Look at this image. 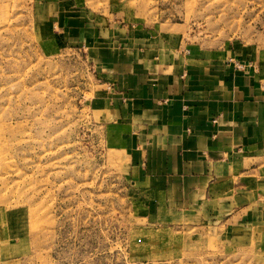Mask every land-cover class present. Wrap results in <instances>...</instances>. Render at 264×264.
Listing matches in <instances>:
<instances>
[{
  "label": "rangeland",
  "instance_id": "obj_1",
  "mask_svg": "<svg viewBox=\"0 0 264 264\" xmlns=\"http://www.w3.org/2000/svg\"><path fill=\"white\" fill-rule=\"evenodd\" d=\"M132 31L264 63V0H0V264H264L137 187L91 47Z\"/></svg>",
  "mask_w": 264,
  "mask_h": 264
},
{
  "label": "crops",
  "instance_id": "obj_2",
  "mask_svg": "<svg viewBox=\"0 0 264 264\" xmlns=\"http://www.w3.org/2000/svg\"><path fill=\"white\" fill-rule=\"evenodd\" d=\"M134 33L91 47L95 100L132 154L137 187L191 221L235 223L250 239L263 237L264 63Z\"/></svg>",
  "mask_w": 264,
  "mask_h": 264
}]
</instances>
